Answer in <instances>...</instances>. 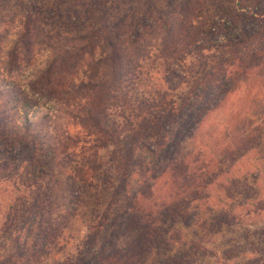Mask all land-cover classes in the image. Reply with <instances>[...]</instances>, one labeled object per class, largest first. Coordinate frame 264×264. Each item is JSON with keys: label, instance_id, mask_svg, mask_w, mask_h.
I'll use <instances>...</instances> for the list:
<instances>
[{"label": "rangeland", "instance_id": "rangeland-1", "mask_svg": "<svg viewBox=\"0 0 264 264\" xmlns=\"http://www.w3.org/2000/svg\"><path fill=\"white\" fill-rule=\"evenodd\" d=\"M201 1L205 22L200 37L206 50L173 65L184 79L167 95L172 111L182 107L181 113L167 125L162 142L148 123L142 133L145 146L134 152L132 168L115 170L112 158L114 148L126 153L129 131L97 150L100 167L83 180L59 168L55 155H43L48 169L38 181L41 211L32 208L25 226L22 217L37 188L28 183L29 151L13 150L10 138L0 136V260L33 252L26 262L17 258L6 264H65L80 256L89 260L103 246L136 251L143 264H264V69L241 70L235 58L222 86L207 90L198 84L211 63L232 54L229 45L242 20L236 15L231 23L227 15L255 8L258 0ZM83 2L0 0V85L13 83L30 92L32 73L47 56L39 51L18 69L3 66L21 29L18 20L34 11L45 19L46 29L73 35L93 29L103 18L107 25L120 15L138 17L146 10L181 12L185 0ZM147 50L133 84V92L143 96L166 89L162 61L154 46ZM243 53L246 64L264 62L263 52ZM63 107L41 98L26 115L31 121L45 120L52 135L63 127L74 132ZM152 112L166 110L145 115L150 118ZM195 190L199 196L194 199ZM7 213L12 216L5 219ZM12 217L16 220L9 225ZM46 230L49 235L43 238Z\"/></svg>", "mask_w": 264, "mask_h": 264}, {"label": "trees", "instance_id": "trees-1", "mask_svg": "<svg viewBox=\"0 0 264 264\" xmlns=\"http://www.w3.org/2000/svg\"><path fill=\"white\" fill-rule=\"evenodd\" d=\"M66 1L73 4L78 1L84 3L83 0ZM254 7H244L245 11L239 8L235 13L227 15L231 23L238 18L236 15H240L242 20L237 27L235 40L229 45L232 54L211 63L198 81L202 87L200 89L211 90L222 86L225 72L227 68L234 66L235 58L237 67L241 70H250L259 65L261 67L258 70L264 69V62L261 60L253 65L243 61V52H263L264 56V0H258ZM120 16L107 25V19L103 18L93 29L73 35L46 29L45 19L38 11L18 20L21 29L15 32V40L5 53L3 66L6 71L20 68V64L26 63L33 53L47 52L41 68L32 73V81L27 84L29 89L26 90L30 92L19 89L13 83L0 85V136L10 138L13 150L29 151L31 170L28 183L37 186L29 213L22 217L24 220L21 222L25 226L32 218V208L34 211H41L38 181L48 169L43 155H55V163L59 168H66L83 180L84 175L94 173L100 167L97 150L114 144L124 132L129 131L131 137L126 153L121 155L118 149L112 150L114 169L126 172L135 165L136 149L145 146L142 133L148 123L152 122L156 136L162 142L167 125L174 122L175 117L181 113L182 107L172 111V103L167 95L169 90L176 88L184 79V75L176 71L173 65L188 54L200 56V52L206 50L207 45L200 37L205 22L202 1L185 0L181 12L153 9L152 13L146 10L138 17ZM152 40L155 41L154 45ZM152 46L156 57L163 64L162 80L166 89H156L150 96H143L133 92V84L148 53L147 49ZM41 98L60 102L64 106L65 115L71 120L70 123L77 129L68 132L63 127L52 135L43 118L42 121L28 119V109ZM157 108L165 109L166 112H152L150 118L145 115ZM164 118L166 121L161 122ZM138 119L140 120L136 121ZM5 148L8 149L9 146ZM182 165L186 170L184 163ZM205 166L207 165H202ZM173 167L171 165V170ZM180 175L185 178L180 172L177 173V176ZM198 196L199 193L195 190L194 199ZM11 216L7 213L4 218ZM9 220L10 225L16 219L12 217ZM4 224L9 226L7 222ZM44 233L43 238L49 235L47 230ZM30 254L33 255V252H16L15 258L9 255L1 259L0 263L6 264L8 260L13 263L17 258H20V262H26ZM33 260L38 259L34 257ZM65 264L143 263L136 251H116L100 246L91 252L89 260L80 256Z\"/></svg>", "mask_w": 264, "mask_h": 264}]
</instances>
